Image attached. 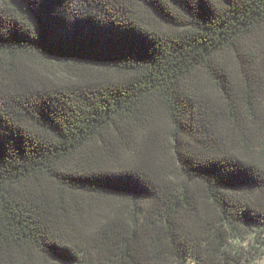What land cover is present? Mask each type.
Masks as SVG:
<instances>
[{
    "label": "trees",
    "instance_id": "1",
    "mask_svg": "<svg viewBox=\"0 0 264 264\" xmlns=\"http://www.w3.org/2000/svg\"><path fill=\"white\" fill-rule=\"evenodd\" d=\"M264 257V0H0V264Z\"/></svg>",
    "mask_w": 264,
    "mask_h": 264
},
{
    "label": "rangeland",
    "instance_id": "2",
    "mask_svg": "<svg viewBox=\"0 0 264 264\" xmlns=\"http://www.w3.org/2000/svg\"><path fill=\"white\" fill-rule=\"evenodd\" d=\"M256 264H264V257L261 260H259Z\"/></svg>",
    "mask_w": 264,
    "mask_h": 264
}]
</instances>
